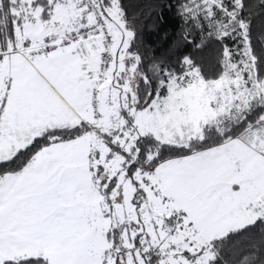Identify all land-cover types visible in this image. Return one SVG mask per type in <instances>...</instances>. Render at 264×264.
<instances>
[{"label": "snow or ice", "instance_id": "obj_1", "mask_svg": "<svg viewBox=\"0 0 264 264\" xmlns=\"http://www.w3.org/2000/svg\"><path fill=\"white\" fill-rule=\"evenodd\" d=\"M0 264H264V0H0Z\"/></svg>", "mask_w": 264, "mask_h": 264}, {"label": "trees", "instance_id": "obj_2", "mask_svg": "<svg viewBox=\"0 0 264 264\" xmlns=\"http://www.w3.org/2000/svg\"><path fill=\"white\" fill-rule=\"evenodd\" d=\"M149 0H143L146 7ZM171 15H166L163 20L157 19L155 14H145L144 19L141 21V35L146 46L157 47L161 52L167 51L171 45V39H165L166 36L173 32V23ZM174 39V37L172 38ZM204 59L211 65V50L202 54Z\"/></svg>", "mask_w": 264, "mask_h": 264}]
</instances>
